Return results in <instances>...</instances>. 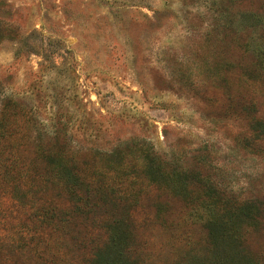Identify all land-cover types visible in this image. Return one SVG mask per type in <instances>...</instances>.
<instances>
[{"label": "rangeland", "instance_id": "obj_1", "mask_svg": "<svg viewBox=\"0 0 264 264\" xmlns=\"http://www.w3.org/2000/svg\"><path fill=\"white\" fill-rule=\"evenodd\" d=\"M263 1L0 0V101L21 102L30 123L66 125L87 166L108 168L105 152L129 159L146 143L238 199L257 200L258 223L237 260L264 264V135L250 131L251 116H264V81L241 74L253 57L235 18L225 35L215 30L221 12L232 19L263 10ZM135 191L126 203L133 264H208L195 204L139 179ZM107 210L80 220L63 257L43 264H90L84 255L103 238L93 219ZM0 240L13 242L0 246L12 257L15 236ZM47 243L39 253L50 259L56 246Z\"/></svg>", "mask_w": 264, "mask_h": 264}, {"label": "trees", "instance_id": "obj_2", "mask_svg": "<svg viewBox=\"0 0 264 264\" xmlns=\"http://www.w3.org/2000/svg\"><path fill=\"white\" fill-rule=\"evenodd\" d=\"M262 7L261 11L240 12L232 19L221 12L215 20L218 33L225 35L235 18L238 31L245 34L240 46L253 57L250 63L240 64L246 80L264 81V1ZM30 120L31 112L21 102L8 96L1 99L0 238L10 232L16 246L9 250L12 257L0 252V264H43L61 259L64 237L79 230L80 220L96 208L108 209L93 219L101 226L103 238L91 245L86 260L90 264H133L128 251L131 234L126 225L130 216L126 203L137 197L138 179L194 203V209L202 212L209 242L208 264H241L237 260L240 246L261 213L257 200L238 199L210 175L165 161L146 143L129 159L127 152L121 151L119 161L117 152H105L102 161L108 168L87 166L72 148L66 125ZM250 121V131L264 135V116L252 115ZM127 165L134 171H126ZM48 241L56 248L52 258L45 259L39 251ZM12 243L0 240L3 247Z\"/></svg>", "mask_w": 264, "mask_h": 264}]
</instances>
